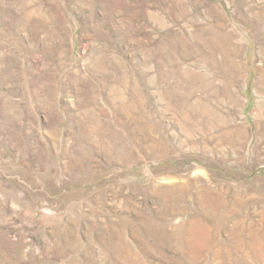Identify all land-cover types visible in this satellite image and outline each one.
Returning a JSON list of instances; mask_svg holds the SVG:
<instances>
[{
    "label": "rangeland",
    "instance_id": "obj_1",
    "mask_svg": "<svg viewBox=\"0 0 264 264\" xmlns=\"http://www.w3.org/2000/svg\"><path fill=\"white\" fill-rule=\"evenodd\" d=\"M0 264H264V0H0Z\"/></svg>",
    "mask_w": 264,
    "mask_h": 264
}]
</instances>
